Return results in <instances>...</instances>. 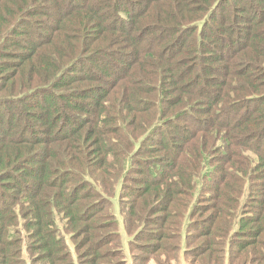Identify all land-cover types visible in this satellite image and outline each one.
Returning a JSON list of instances; mask_svg holds the SVG:
<instances>
[{"label": "trees", "instance_id": "trees-1", "mask_svg": "<svg viewBox=\"0 0 264 264\" xmlns=\"http://www.w3.org/2000/svg\"><path fill=\"white\" fill-rule=\"evenodd\" d=\"M263 6L0 0V114L20 105L17 115H0V264H26L24 253L31 264H72L60 228L82 260L110 263L121 250L107 200L121 193L119 176L128 169L140 178L125 195L147 207L131 205L135 219L121 220L126 230L151 210L165 224L187 204L190 214L212 208L214 226L220 212L236 214L234 202L253 180L264 192ZM238 8L256 29H243ZM238 31L249 38L236 43ZM231 44L237 60L226 50ZM187 162L191 171L178 169ZM210 190L217 203H194ZM178 194L188 203L177 202ZM194 222L202 227L204 220ZM226 226L223 238L229 233L243 250L264 233V210ZM108 243L115 249H102Z\"/></svg>", "mask_w": 264, "mask_h": 264}, {"label": "rangeland", "instance_id": "rangeland-1", "mask_svg": "<svg viewBox=\"0 0 264 264\" xmlns=\"http://www.w3.org/2000/svg\"><path fill=\"white\" fill-rule=\"evenodd\" d=\"M241 1L247 3L248 0ZM231 3H233V1ZM226 8L225 10L230 12V7L226 6ZM240 11L241 10L238 8L235 19L239 18L238 20H240V23L244 26L243 29H248V32L256 29L257 27L251 22H246V12L244 13L243 11ZM229 21L233 22V18L229 17ZM248 32L242 33L238 31L234 36V39L237 40L235 42L243 43L249 38ZM229 46H231V48L227 47V52L231 55L232 59L237 60L240 55V51H237L239 47L236 48L232 44ZM242 56L241 59L248 64L249 60L244 59ZM249 66L251 65L248 64V67ZM252 66L253 71H257L256 64H252ZM124 68L125 67H123L122 70ZM213 75L217 76L216 73H213ZM18 107H20L18 104L8 105L7 108L1 110L0 115L6 111H8V113H16L17 115L19 112ZM19 122L20 119H17L14 124H19ZM36 125L37 129L41 128L40 124ZM163 136H158L157 139L162 138ZM223 151L225 150H222L220 154ZM238 151H241V154H247L245 150L239 149ZM216 154L219 155V152ZM188 162L182 163L178 169H187V171H191ZM222 163H225L224 160H219L212 164V167L216 169L214 172L216 177L221 175L220 167L224 166ZM95 171L99 173L101 169ZM165 172L169 175V168H166ZM121 174L119 180L122 179L123 185L120 190L121 193L118 192L119 195L117 197H119V200L115 194L113 196H108L109 200H107L108 205H111L110 211L118 221V227L116 226L115 231L118 232L119 235L118 241L121 252L118 255L112 256L110 260L108 259L110 263L103 261L104 264H111L113 262L118 263V261L120 264H264V233L257 237L256 240H252L255 242L248 245L243 250L239 249L235 243L227 239L229 238V233L226 238H223V235L225 236V234L229 232L227 231L226 226L228 222H237L243 213H246L250 217H254L261 209L264 210V192L259 188L261 180H253L248 186V192L242 198L235 200L234 203L237 207L235 211L236 214L229 217V215L220 212V218L214 226H210L212 220H208L213 213L211 212L212 208H207L210 211H204V213L199 215L194 211H191L192 214H190V204L187 206L188 200L186 196L178 194L176 195L177 202H185L187 205L185 207H175L173 210L174 213L170 214V217H166L168 221L167 223L160 224L159 218H157L151 210V212H149L150 216H147L145 222H140L137 226L132 227V229L126 230L125 226L122 225L121 220L129 217V220L133 221L135 216L131 214V210L134 206L131 207V205H135L136 203L141 205L145 200L125 195L127 187L135 185V177L140 178V176L131 172L130 169H128L122 176ZM105 179L109 180V177L108 179L105 177ZM113 191H115V189ZM207 193H211L208 194L211 196H207L205 193H202L201 195L195 194L193 197L204 196V198H197L194 203L197 202L204 206L217 203V199L214 200L215 191L210 190ZM207 197L210 198L208 201L205 200ZM230 197L234 198L233 195H230ZM261 199L263 201H261ZM191 204H193L192 201ZM232 204L233 203H229V205ZM142 206L146 208L147 204H143ZM121 207L122 212L120 210ZM225 210H227V207ZM169 211H172V209ZM257 217H259V214ZM103 219L104 218L98 217L96 221L102 222ZM200 219L204 220L202 227L198 224L196 225V222H194L192 226L188 224L190 221ZM223 226H226V231L221 233ZM60 229L63 230L62 228ZM61 230H59V233L67 238L66 241L71 250L72 264H88V261L82 260L84 257L82 254L81 257L77 254L78 250L75 251L68 235ZM213 230L214 232H211ZM244 237L245 236H242V238ZM23 243H25V240H23ZM115 247L116 245L113 243H108L104 245L102 249L108 251V249H115ZM24 249L25 252H28V249ZM28 256H30V253ZM28 256L24 253L22 258H25L26 264H31Z\"/></svg>", "mask_w": 264, "mask_h": 264}]
</instances>
